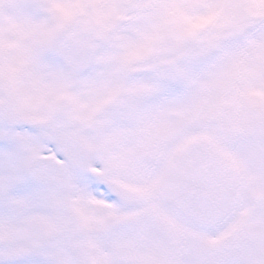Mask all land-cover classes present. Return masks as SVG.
<instances>
[{"label":"snow or ice","instance_id":"6c2138e0","mask_svg":"<svg viewBox=\"0 0 264 264\" xmlns=\"http://www.w3.org/2000/svg\"><path fill=\"white\" fill-rule=\"evenodd\" d=\"M0 264H264V0H0Z\"/></svg>","mask_w":264,"mask_h":264}]
</instances>
